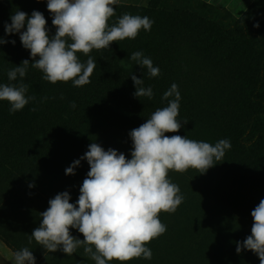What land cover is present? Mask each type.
Segmentation results:
<instances>
[{"label": "rangeland", "instance_id": "rangeland-1", "mask_svg": "<svg viewBox=\"0 0 264 264\" xmlns=\"http://www.w3.org/2000/svg\"><path fill=\"white\" fill-rule=\"evenodd\" d=\"M114 8L115 15L108 21L110 27L125 13L147 16L154 21L150 31L141 29L135 39L124 40L139 48L160 42L175 44L171 61H164V65L157 63L158 77L146 79V87H151L152 81L160 85L153 92L164 93L174 83L178 86L181 99L177 119L182 127L177 133L165 135L185 136L212 145L221 139L231 143L222 160L206 173L200 174L194 168L183 173L169 170L168 179L179 186L183 202L174 213H159L166 231L145 245L151 249L152 258H135L123 264H169L167 260L172 264H260L259 257L252 251L236 252L237 242L242 243L251 235V211L264 199V169L253 165L233 146L237 121L245 115L249 92L245 50L236 43H225L202 22L177 16L175 23H171L172 18L167 16L160 2L152 1L139 9ZM244 15L252 26L259 24L257 28L264 32V0H256ZM153 53L143 51L144 57L150 59ZM116 60L122 64L123 60ZM167 105L168 100L164 99L151 107L147 119L155 110ZM131 130L132 127L119 122L84 130L56 166L32 178L31 187L28 183L19 187L12 178L0 177V264H14V253L23 248L32 251L36 264H95L90 255L85 254L83 246L69 256L62 250L49 253L31 233L39 227L40 213L47 210L49 200L55 195L67 191L70 202L77 201L90 166L87 160H81L75 175H66L65 169L80 159L93 142L105 150L112 148L124 153L130 159ZM70 232L84 239L77 229ZM168 244L173 246L177 256L170 251L166 260ZM107 264L122 262L113 260Z\"/></svg>", "mask_w": 264, "mask_h": 264}, {"label": "clouds", "instance_id": "clouds-1", "mask_svg": "<svg viewBox=\"0 0 264 264\" xmlns=\"http://www.w3.org/2000/svg\"><path fill=\"white\" fill-rule=\"evenodd\" d=\"M119 2L47 0L56 28L54 36L49 35L47 21L37 10L31 16L15 11L10 17L11 23L5 24V32L20 34L23 47L30 50L32 67L43 72L44 80L52 84L72 81L74 86L82 87L90 83L96 67L93 58L88 56L93 49L135 39L141 29L151 30L154 21L149 17L128 13L110 27L108 21L115 15L114 6ZM8 42L0 37V45ZM11 43L14 45L15 41ZM78 53L88 56L87 61L82 62ZM130 59L146 68L150 77L160 74V69L142 52L132 53ZM29 64V60H23L8 72V79L22 80ZM131 79L136 88L135 97H153L152 88L142 86L143 79L133 74ZM27 91L28 85L22 82L0 85V101L10 103V112L20 111L35 99L26 96ZM163 99L168 100L166 107L158 108L145 123L130 131L133 145L130 159L124 153L112 148L105 150L93 142L80 159L65 169L66 175H75L81 160H87L90 166L75 204L70 202L69 192L64 191L50 199L47 210L40 213L41 223L31 236L47 252L62 250L69 256L83 246L95 264L113 260L123 264L135 258H152L151 249L145 245L166 231L159 213H174L184 199L179 186L168 179L169 170L183 173L194 168L200 174L206 173L231 148L228 139L212 145L185 136L165 135L177 133L182 127L177 119L181 96L175 83L164 92ZM71 106L74 108L75 102ZM251 217V235L242 243L237 242L236 252L250 250L264 264V199L251 211ZM70 229H77L84 239L71 235ZM14 264H36V259L32 251L23 248L14 253Z\"/></svg>", "mask_w": 264, "mask_h": 264}, {"label": "trees", "instance_id": "trees-1", "mask_svg": "<svg viewBox=\"0 0 264 264\" xmlns=\"http://www.w3.org/2000/svg\"><path fill=\"white\" fill-rule=\"evenodd\" d=\"M152 1L163 5L167 16L172 18L171 23H175L177 16L202 22L225 43H236L245 50L249 92L245 115L237 121L233 146L253 165L264 169V32L252 26L244 13L236 18L226 9L202 0H150L148 5ZM17 10L29 16L34 10L43 13L50 36L55 35L56 28L47 1L0 0V37L9 41L0 45V85L22 82L28 85L26 96L35 97L24 109L14 113L10 112L8 101H0V177L12 178L20 187L27 183L31 185L33 177L56 166L62 154L74 145L84 130L114 122L135 129L145 123L151 107L164 102V93L154 91L151 99L134 96L136 88L131 75L143 79L145 88L150 76L146 68L130 59L131 54L145 50L154 52L151 60L157 67L159 62L163 65L164 61L170 62L176 49L173 50L175 44L163 42L139 48L129 40L115 41L108 48L93 49L88 54L96 63L89 84L82 87L74 86L72 81L52 84L43 79L41 70L32 67L30 50L23 47L20 34L5 32V24L11 23L10 17ZM78 56L82 62L88 59L82 53ZM116 58L123 60L122 64ZM26 59L30 62L26 76L22 80L17 77L16 81H10L8 72ZM150 84L152 90L160 86L154 81ZM72 102H75L74 108ZM167 246L170 248L165 250V258L170 251L175 253L171 244Z\"/></svg>", "mask_w": 264, "mask_h": 264}, {"label": "crops", "instance_id": "crops-1", "mask_svg": "<svg viewBox=\"0 0 264 264\" xmlns=\"http://www.w3.org/2000/svg\"><path fill=\"white\" fill-rule=\"evenodd\" d=\"M47 1V0H45ZM219 9H226L235 17L242 15L255 0H202ZM150 0H120L121 5L147 6Z\"/></svg>", "mask_w": 264, "mask_h": 264}]
</instances>
